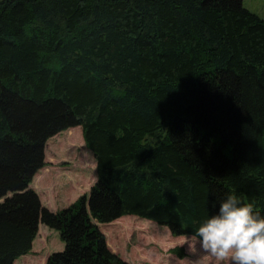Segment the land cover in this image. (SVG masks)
Segmentation results:
<instances>
[{
    "label": "trees",
    "instance_id": "1",
    "mask_svg": "<svg viewBox=\"0 0 264 264\" xmlns=\"http://www.w3.org/2000/svg\"><path fill=\"white\" fill-rule=\"evenodd\" d=\"M77 126L96 181L51 211L29 184ZM228 192L264 213V18L242 0H0V264L39 224L64 243L45 264H130L96 223L194 237Z\"/></svg>",
    "mask_w": 264,
    "mask_h": 264
},
{
    "label": "rangeland",
    "instance_id": "2",
    "mask_svg": "<svg viewBox=\"0 0 264 264\" xmlns=\"http://www.w3.org/2000/svg\"><path fill=\"white\" fill-rule=\"evenodd\" d=\"M242 3L264 18V0H242ZM43 153L44 166L29 186L35 188L44 207L55 206L59 210L89 193L96 181V164L84 144L81 127H72L48 138ZM40 171L47 174L42 181L37 179ZM96 224L110 251L130 264H216L204 252L199 239L173 236L166 227L152 221L127 215L110 223ZM63 248L58 232L40 224L30 252L13 264H45L52 253Z\"/></svg>",
    "mask_w": 264,
    "mask_h": 264
},
{
    "label": "clouds",
    "instance_id": "3",
    "mask_svg": "<svg viewBox=\"0 0 264 264\" xmlns=\"http://www.w3.org/2000/svg\"><path fill=\"white\" fill-rule=\"evenodd\" d=\"M216 209L198 224L194 238L216 264H264V213L237 192L210 201Z\"/></svg>",
    "mask_w": 264,
    "mask_h": 264
},
{
    "label": "crops",
    "instance_id": "4",
    "mask_svg": "<svg viewBox=\"0 0 264 264\" xmlns=\"http://www.w3.org/2000/svg\"><path fill=\"white\" fill-rule=\"evenodd\" d=\"M39 177H37V179H39L40 181H42L43 179H44V176H46L47 174H45V172L44 171H40L39 172ZM30 188H33V190H35V188L34 187H32V186H29ZM46 208H48L49 210H51V211H56L57 209L55 208V206H54V208H49V207H46ZM39 227H40V224H39Z\"/></svg>",
    "mask_w": 264,
    "mask_h": 264
}]
</instances>
